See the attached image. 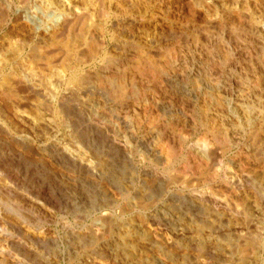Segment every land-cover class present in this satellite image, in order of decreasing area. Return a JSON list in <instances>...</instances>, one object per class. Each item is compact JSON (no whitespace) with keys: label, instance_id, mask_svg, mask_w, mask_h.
<instances>
[{"label":"bare ground","instance_id":"obj_1","mask_svg":"<svg viewBox=\"0 0 264 264\" xmlns=\"http://www.w3.org/2000/svg\"><path fill=\"white\" fill-rule=\"evenodd\" d=\"M98 1L21 0L12 12L9 0H0V32L12 20L24 37L0 41V140L14 143L20 157L32 150L44 155L40 162L49 154L52 161L39 164L52 182L38 177L44 181L29 179L30 186L76 220L63 219L64 233L55 237L41 227L54 214L0 176V264H264V227L252 217L261 213L254 199L242 198L247 187L264 191V166L252 167L248 155L264 138V0H111L125 8L115 11ZM128 10L138 17L110 33L129 40L116 56L108 24ZM190 84L206 115L215 108L232 130L213 125L214 143L203 140L183 158L187 135L177 126L194 129L196 118L181 108L160 121L159 112L184 104L175 89ZM142 118L151 120L143 133ZM106 149L130 163L137 153L167 173L180 158L185 165L165 183L158 172L134 171L144 181L125 191L132 199L123 204L102 186L110 173L102 166ZM192 177L198 183L190 184ZM176 180L187 194H172ZM54 185L59 196L49 191ZM91 190L96 199L87 212Z\"/></svg>","mask_w":264,"mask_h":264},{"label":"rangeland","instance_id":"obj_2","mask_svg":"<svg viewBox=\"0 0 264 264\" xmlns=\"http://www.w3.org/2000/svg\"><path fill=\"white\" fill-rule=\"evenodd\" d=\"M21 0H9V2H10V4H11V7H12V12H16V10L17 9H19V7H20V5H21V2H20ZM100 1V0H99ZM98 1V2H99ZM103 1V0H102ZM100 1L101 3H103V2H105V6H106V8L107 9H110L111 11H115L116 10V8H119V7H121L122 5H119L118 6V2L117 1H111V0H105V1ZM100 3V4H101ZM97 7H101V6H97ZM113 9V10H112ZM115 9V10H114ZM121 9H125V8H122L121 7ZM124 12V11H123ZM135 12H136V10H135ZM135 12H133V11H129L128 10V12L127 13H123L122 14V16H120V17H114L113 19H111V22L108 24V32H109V34L107 35V37H106V41L108 42V47H109V50L110 51H112V54L114 55H116V56H119V53H120V51H121V54H123V50L124 49H128L129 48V40H128V37L125 35V32H124V37L121 35L120 36V38H117V39H111V36L112 35H114V34H116V35H118L117 34V24L118 23H120L121 22V20H123V21H125V20H127V23H130L131 22V20H132V18H136V17H138V14L137 13H135ZM100 10L96 13V15H95V19H94V25L96 26V27H98L97 25L99 24V21H100V19H101V17H100ZM100 18H99V17ZM99 18V19H98ZM99 20V21H98ZM15 21H12V20H10V22L4 27V29L0 32V41H5V39H7L8 38V35H10V34H12V33H14V34H16V36H14L13 37V40H20V39H24V37H23V35H21L20 33H18V32H16L15 31ZM95 27V28H96ZM116 32V33H115ZM112 33H114V34H111ZM120 54V55H121ZM22 66H24V68H28V66H26L25 64H23ZM0 83H1V79H0ZM185 89V90H184ZM182 88V87H177V89H175V91H176V93H177V96L179 97H181L182 98V103H188V104H179V103H181V102H178V105L177 104H174L173 105V107H171L170 106V108H166V109H160V110H164V111H160L159 113H160V116L159 117H161V118H159L160 119V121L162 120V117H163V119H165V120H168V118H170V116L171 115H178V114H180V111L182 110L181 108H184L185 110V113L189 116L190 115V117H193L194 119L196 118V123H197V125H196V127L194 128V129H189V127H183L182 125L180 126H177V128H179L178 130H177V128H175V130H177V131H179L180 130V132L181 133H183L182 135L184 136V135H187V136H185V146H184V156H183V158L186 156H188L189 155V153L190 152H193V151H195L196 152V150H197V145H198V143L199 142H202L203 140L204 141H210L211 139V141H210V143H214L213 141H214V135H213V133H211L210 132V129H211V127L213 126V125H215V126H219L218 128H221L222 126H225V128L227 129V130H232L231 129V126L229 125V123L230 122H227V121H225L224 123H223V121L220 119V118H218L217 116H216V110H215V108H213L214 110H215V112H214V110L213 109H211L210 110V112H209V115H206V111H205V103H204V101H203V99H202V94H196V92H195V89H194V87H193V84H190L187 88ZM180 90V91H179ZM186 92H184V91ZM190 92H189V91ZM178 91V92H177ZM188 91V92H187ZM181 92V93H180ZM183 93V94H182ZM181 94V95H180ZM195 94V95H194ZM180 98V99H181ZM185 100V101H184ZM190 100V101H189ZM262 100H263V102H264V97L262 98ZM190 102V103H189ZM191 102H192V104H191ZM190 104H191V106H190ZM176 105V106H175ZM181 105H183V106H181ZM189 107H188V106ZM264 106V103H262L261 104V106ZM193 106V107H192ZM262 106V107H263ZM196 109V110H195ZM203 111H202V110ZM189 110V111H188ZM175 111V112H174ZM192 111H194V112H192ZM179 112V113H178ZM215 113V114H214ZM182 115V114H181ZM204 115V116H203ZM183 116V115H182ZM195 116V117H194ZM201 116H203V117H201ZM215 116H216V118H215ZM205 118V119H204ZM206 118L210 121V123L208 122V125H204V124H202L201 122H199V121H201V119L203 120V122H204V120H206ZM215 119V120H214ZM219 119V120H218ZM183 121V120H182ZM221 121V122H220ZM149 123H151V120H149V118H145V120H144V118H142V127H141V131H142V133L145 131V129L148 127V125H149ZM201 124H202V126H201ZM212 124V125H211ZM222 124V125H221ZM199 126V127H198ZM210 126V127H209ZM221 126V127H220ZM224 127H222V129H223ZM189 129V130H188ZM183 130V131H182ZM184 130H186V131H184ZM218 133V132H217ZM218 134H220V133H218ZM230 136H231V133H230ZM229 138V137H228ZM4 138L3 137H1V140H0V152H1V154H0V160L2 161L3 160V162H4V164L2 165L1 164V166H0V176H1V178H3L2 180H1V182L3 183V184H6L9 188H11L12 190H15V192L16 193H20L19 195H22V197H24V198H27V196H28V200H30V202H32L31 204H34L33 202H35V204H34V206L35 207H38L39 206V208L43 211V212H51V214L53 215L54 214V216H53V218H54V222L53 223H48V224H41V227H43V228H46V229H49L50 231H51V233L55 236V237H58V236H61V235H63V230H62V227H61V225H62V223H63V219H64V221L65 222H72V223H70L71 225H75L74 223H75V221L76 220H74V215L71 213V211L69 212V211H67L66 209H63V208H61V207H58V206H51V205H48L47 203H46V201L44 200V197H42V196H38V194H37V192H35V188H33V187H31L30 186V182L31 181H33V182H35L34 180H36L37 179V183L36 184H38V183H40L39 181L40 180H48L49 182L51 181L52 182V180L50 179L52 176L51 175H48V174H46V172H47V170L45 169V167H44V162L47 160V161H52V158L49 156V154H46V156H45V158H44V160H40V162L41 163H43L42 164V166L40 165L41 163L39 162V160L37 159V158H39V159H42L41 157H44V155H38V154H34V152L31 150V151H23L22 152V155L24 154V156L25 157H20V153L18 154H16V150H18V148L16 147V145L14 144V143H12V142H4V140H3ZM250 139V138H249ZM1 141L2 142H4V144L3 143H1ZM94 141L96 142V144L99 146H103L104 144L102 143V141H101V139H100V141H99V139L97 138V137H94ZM99 141V142H98ZM3 144V145H2ZM11 145V146H10ZM193 145V146H192ZM187 146V147H186ZM10 147V148H9ZM16 147V148H15ZM193 147V148H192ZM239 147L241 148V149H243L245 146H244V144H240L239 145ZM2 149L4 150V151H2ZM6 149H8V150H6ZM15 149V150H14ZM195 149V150H194ZM13 150V151H12ZM189 151V152H188ZM15 152V153H14ZM187 153H188V155H187ZM28 154V155H27ZM106 154V155H105ZM105 154H104V156L102 157L103 158V160H102V166H103V168L106 170L105 171V173H109V175L107 174V177H106V182L105 183H102V186L104 187V186H106L105 188H107V186L109 185V187L107 188L108 189V191L110 192H115V193H113V194H115V195H117L116 197H118V198H121L122 199V201H123V204H125V203H127L126 201H130L131 199H132V195H129V194H127V193H125V191H131L132 192V188H139L140 186H141V184H143V181H144V177L143 178H139L138 177V175L136 174V173H134V171H136V172H138L139 170L140 171H147V170H152V171H154L155 173L156 172H158V173H156V174H158L160 177L162 176V178L163 177H165V178H163L164 180V182L163 183H165V180H167L168 178V176L170 175V176H175L176 178H177V175L179 174V171L181 170V166L183 167L184 165H185V161L183 160V158H180V160H178V164L177 165H175L174 166V168L176 167L177 168V170H176V168H175V171H174V168L173 169H171V171L169 172V173H167L165 170H164V168H162L161 166L159 167V166H154L153 165V163L151 162V159H149V160H147L145 163H141L140 161H141V156L139 155V154H137V153H133L134 155V160H133V162H131L130 163V161H128V160H126L125 158H123V156H121V155H117L115 152L114 153H112V151H108V149H106V151H105ZM109 154V155H108ZM111 154V155H110ZM35 155V156H34ZM116 155H117V157H116ZM249 156H250V158H251V163H252V165H254V166H252V167H254L255 169H261V167H262V169H263V162H264V138L262 137V139H259L258 141H253V146H252V148L250 149V154H248ZM11 156V157H10ZM14 156H15V158H14ZM20 157V159H21V161H20V159L18 160V157ZM107 156H109V157H107ZM111 156V157H110ZM17 157V158H16ZM35 157V158H34ZM50 157V158H49ZM140 157V158H139ZM230 157V156H229ZM37 159V160H36ZM140 159V160H139ZM148 159V158H147ZM17 160V161H16ZM22 160H25V161H22ZM124 160H126V161H124ZM139 160V161H138ZM260 160V161H259ZM28 161V162H27ZM149 161V162H148ZM225 162H226V160H224ZM260 163H259V162ZM30 162V163H29ZM37 162H38V164H37ZM254 162V163H253ZM8 163V164H7ZM18 163V164H17ZM29 163V164H28ZM35 163H36V165H35ZM133 163V164H132ZM140 165H139V164ZM183 163V164H182ZM9 164H10V166H9ZM21 164H23V165H21ZM25 164V165H24ZM27 164V165H26ZM223 164H224V162H223ZM259 167V165H261L259 168L256 166V165ZM19 165V166H18ZM30 165V166H29ZM35 165V166H34ZM16 166V167H15ZM28 166V167H27ZM37 166L39 167L38 169H37ZM11 167V169L9 170V168ZM18 167V168H17ZM26 167V168H25ZM40 167H42V168H40ZM54 167H57L56 169H60L61 168V166H58V165H56L55 163L53 164V168ZM138 167V168H137ZM154 169H153V168ZM251 167V168H252ZM12 168L14 169V171H15V173H14V171H12ZM35 168H36V170H37V172H38V174H37V172H34L35 171ZM107 168V169H106ZM147 168V169H146ZM152 168V169H151ZM5 169H7V171L8 172H10V173H12V174H10V176H8L9 174H7V172H6V170ZM16 169V170H15ZM24 169H25V172H24ZM28 169V170H27ZM43 169V170H42ZM64 172H67V171H69L68 169H66V168H61ZM103 169V170H104ZM138 169V170H137ZM160 169V170H159ZM168 169V168H167ZM46 170V171H45ZM156 170V171H155ZM44 171H45V173H44ZM165 171V172H164ZM177 171V172H176ZM18 174H17V173ZM24 172V173H23ZM114 172V173H113ZM176 173V175H175V173ZM30 173V174H29ZM44 173V174H43ZM68 173V172H67ZM141 173H143V172H141ZM172 173V174H171ZM35 176V177H33V175ZM43 174V175H42ZM161 174V175H160ZM174 174V175H173ZM29 175V176H28ZM38 175V176H37ZM50 176L49 177V179L47 178L48 176ZM24 176H26V177H24ZM37 177V178H36ZM38 177H40V178H42L43 177V179H39ZM28 178V179H27ZM33 178V179H32ZM35 178V179H34ZM107 178H109L108 180H107ZM31 181H30V180ZM39 179V180H38ZM190 179H193L192 180V182H190V184H196V183H198V181L197 180H195L193 177L192 178H190ZM43 180V181H44ZM111 180V181H110ZM195 180V181H194ZM138 181V182H137ZM179 181V182H178ZM197 181V182H196ZM135 182V183H134ZM176 183H175V185L174 184H172V185H170V187H171V192H172V194H179V193H183V192H185L186 191V189H185V183L183 182V181H181V180H176L175 181ZM194 182V183H193ZM134 183V184H133ZM91 184V183H90ZM176 184H178L177 186H176ZM28 185V186H27ZM113 185V186H112ZM57 185H54L49 191L51 192V194L52 195H56V196H59V193H58V190H60L59 189V187H56ZM139 186V187H138ZM183 186V187H182ZM27 187H28V190H27ZM88 187H89V185H88ZM125 187V188H124ZM117 188V189H116ZM181 188V189H180ZM198 188H200V187H198ZM225 188V187H224ZM223 188V193L225 194V195H230V193L232 194V190H230V189H224ZM110 189V190H109ZM112 189V190H111ZM247 189H249L248 191H246ZM31 192H30V191ZM34 190V191H33ZM174 190V191H173ZM175 190H176V192H175ZM56 191H57V193H56ZM107 191V192H108ZM124 191V192H123ZM229 192V194L226 192ZM232 191V192H231ZM250 191V192H249ZM36 194H35V193ZM108 192V193H109ZM255 191H251L250 190V188H246L245 189V191L244 192H242V193H244V196H242V198H245V195H247L246 196V198H250L251 199V201H252V203L254 204V206L255 207H257V208H259V210H260V217H258L259 216V214L258 213H256L255 212V214H253L254 212V210L253 211H251L249 208H248V216H252V214H253V216L252 217H256V220L259 218V220H257V221H260L261 223L259 224L260 226H262V227H264V191H261L259 194H256V192L254 193ZM33 193V194H32ZM153 194V195H151V196H153V197H156L158 194H156L155 193V191L154 192H150L149 193V195L150 194ZM186 193V192H185ZM252 193L253 194H255V195H252ZM89 194L91 195H89V201H88V204L89 205H87L86 206V209L85 210H87V212H91V209H90V205H91V203H94L95 201V199H96V195L94 194V191L93 190H91V191H89ZM125 194V198L123 197V195ZM187 194V193H186ZM185 194V195H186ZM24 195H27L26 197L24 196ZM36 195V196H35ZM252 195V196H251ZM93 196V197H92ZM130 198H129V197ZM255 196V197H254ZM127 197V198H126ZM30 198V199H29ZM124 199V200H123ZM32 200V201H31ZM256 203V204H255ZM37 205V206H36ZM44 210H47V211H44ZM68 212V213H67ZM250 212V213H249ZM73 215V216H72ZM89 215H90V217H89V220H87V221H90V219H91V215H92V213H89ZM69 220V221H68ZM262 223H263V225H262ZM24 224V225H23ZM23 224H22V222H21V225L22 226H25L26 224H25V222H23ZM252 230V229H251ZM263 230V229H262ZM252 232V234L255 236V234L257 233L256 232V230H254V232H256V233H254L253 231H251Z\"/></svg>","mask_w":264,"mask_h":264}]
</instances>
